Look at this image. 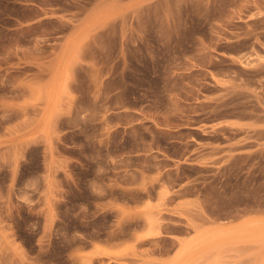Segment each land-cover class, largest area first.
I'll return each instance as SVG.
<instances>
[{
	"label": "rangeland",
	"instance_id": "obj_1",
	"mask_svg": "<svg viewBox=\"0 0 264 264\" xmlns=\"http://www.w3.org/2000/svg\"><path fill=\"white\" fill-rule=\"evenodd\" d=\"M0 264H264V0H0Z\"/></svg>",
	"mask_w": 264,
	"mask_h": 264
}]
</instances>
